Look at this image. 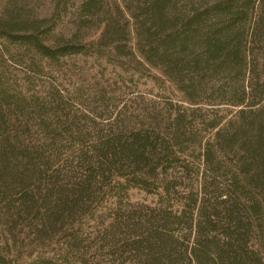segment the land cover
<instances>
[{
  "label": "trees",
  "instance_id": "16d2710c",
  "mask_svg": "<svg viewBox=\"0 0 264 264\" xmlns=\"http://www.w3.org/2000/svg\"><path fill=\"white\" fill-rule=\"evenodd\" d=\"M0 1V264H264V0Z\"/></svg>",
  "mask_w": 264,
  "mask_h": 264
},
{
  "label": "rangeland",
  "instance_id": "374dc122",
  "mask_svg": "<svg viewBox=\"0 0 264 264\" xmlns=\"http://www.w3.org/2000/svg\"><path fill=\"white\" fill-rule=\"evenodd\" d=\"M53 1L54 0H30L31 6H34V7L37 8L38 17H48L51 14L52 7H53ZM2 6H3V2L0 1V11L2 9ZM92 36L95 37L94 35H92ZM70 70H71V72L73 74H80V72L87 73L86 72L87 70L85 68H83L82 66H80V65H71L70 66ZM114 228L115 227H113V226L110 227V225H107V226H104V227H97V226L96 227L95 226L92 227L91 228L92 231L94 229V230H96V233H93V232L89 231L88 234H89V236H91L89 241H87L89 248L84 249V252H88V253H92L93 254V252H94V250H93L94 248L93 247H96V245L99 243V240L97 241V240H92V239H94L97 236H101V235H99V233H97L99 230H101V231L105 230V231H109L110 232L111 229L113 230ZM92 241H93L94 244H92ZM87 255H89V254H87ZM89 257H90V255H89Z\"/></svg>",
  "mask_w": 264,
  "mask_h": 264
}]
</instances>
